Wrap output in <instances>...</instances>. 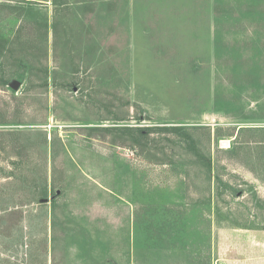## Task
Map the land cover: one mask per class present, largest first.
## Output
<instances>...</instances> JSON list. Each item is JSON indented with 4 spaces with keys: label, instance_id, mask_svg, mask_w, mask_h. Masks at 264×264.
<instances>
[{
    "label": "rangeland",
    "instance_id": "obj_1",
    "mask_svg": "<svg viewBox=\"0 0 264 264\" xmlns=\"http://www.w3.org/2000/svg\"><path fill=\"white\" fill-rule=\"evenodd\" d=\"M200 244L264 264V0H0V264Z\"/></svg>",
    "mask_w": 264,
    "mask_h": 264
},
{
    "label": "crops",
    "instance_id": "obj_2",
    "mask_svg": "<svg viewBox=\"0 0 264 264\" xmlns=\"http://www.w3.org/2000/svg\"><path fill=\"white\" fill-rule=\"evenodd\" d=\"M127 1V0H126ZM129 1H134V0H129ZM207 237V235L205 236ZM202 238H200V241ZM207 238H205L204 240L206 241ZM198 240V238H197ZM206 248H207V244H206ZM208 249V248H207ZM182 256L184 255V250L181 251ZM184 257V256H183ZM195 257V259H193V262L191 264H208V251H205V255H204V261H203V257H202V244H200V250L199 248L193 253V258ZM181 261L177 262L178 264H186L185 260L183 258H180ZM188 264V263H187Z\"/></svg>",
    "mask_w": 264,
    "mask_h": 264
},
{
    "label": "trees",
    "instance_id": "obj_3",
    "mask_svg": "<svg viewBox=\"0 0 264 264\" xmlns=\"http://www.w3.org/2000/svg\"><path fill=\"white\" fill-rule=\"evenodd\" d=\"M1 213H2V221L6 220L5 218H11L17 215H20V217H22L21 211H17L16 209L10 208V206H4L1 210Z\"/></svg>",
    "mask_w": 264,
    "mask_h": 264
},
{
    "label": "water",
    "instance_id": "obj_4",
    "mask_svg": "<svg viewBox=\"0 0 264 264\" xmlns=\"http://www.w3.org/2000/svg\"><path fill=\"white\" fill-rule=\"evenodd\" d=\"M20 82H14L13 84H12V88L14 89V90H18L19 89V87H20ZM44 201H48V200H44Z\"/></svg>",
    "mask_w": 264,
    "mask_h": 264
}]
</instances>
